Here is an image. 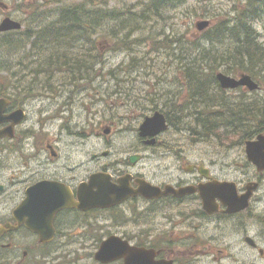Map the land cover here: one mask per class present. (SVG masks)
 <instances>
[{
	"label": "flooded vegetation",
	"instance_id": "obj_1",
	"mask_svg": "<svg viewBox=\"0 0 264 264\" xmlns=\"http://www.w3.org/2000/svg\"><path fill=\"white\" fill-rule=\"evenodd\" d=\"M0 10V22L15 19L6 1ZM0 88V264H222L228 255L217 247L232 234L243 257L259 255L238 264L264 259V236L257 241L246 222L259 216L252 209L259 180L244 210L227 212L216 195L207 204L202 192L235 181L220 176L212 159L189 161L160 145L161 134L153 144L139 137V147H84L74 164L72 143L63 149L51 127L71 110L72 98L58 103L65 88L39 81ZM235 184L242 194L245 185Z\"/></svg>",
	"mask_w": 264,
	"mask_h": 264
},
{
	"label": "rangeland",
	"instance_id": "obj_2",
	"mask_svg": "<svg viewBox=\"0 0 264 264\" xmlns=\"http://www.w3.org/2000/svg\"><path fill=\"white\" fill-rule=\"evenodd\" d=\"M4 1L8 3V13L21 21L22 30H24L33 27L39 20L41 24L54 20L58 14L56 12L58 7L75 2L80 3L82 0ZM245 1L186 0L177 5L162 6L159 14L148 10L147 16L142 18L140 11L151 0H90L94 3V8L102 11L114 10L120 13V17L112 19H106L103 15L97 17L95 20L99 24L96 28L98 33H94L92 40L88 43L77 45H83L81 47L84 49L78 48L73 54L84 55L85 61L92 64L88 71L86 65L83 79L72 81L79 83L78 85L67 88L63 84L71 83L65 80L67 73L35 77L34 71L29 69L21 71L20 75L8 80L39 81L51 83L53 87L60 85L65 88L64 95L57 97L58 103L64 96L72 98L69 106L71 110L67 119H58L57 125L54 124L51 127L53 130L57 128L58 136H61L59 142L63 144V149L67 148L66 142L72 143L74 164L84 147L93 152L105 146H141L138 136L139 125L145 116H151L156 110L162 111L167 116L170 127L161 134L160 145L172 146L174 151H181L183 157L189 161L199 158L206 162L210 159L214 160L218 174L235 181L240 187L247 181H260V188L254 195V203H257L252 208L257 210L259 216L257 220L248 217L246 221L248 231L257 240L256 236H264V171L258 173L245 156V140H254L256 135L241 140L240 130L232 129L225 133L218 131L213 137H208L202 134V129L199 127L196 129H190V127L194 125V115L203 118L208 114L217 121L227 120L231 114L230 108L253 102L264 105V79L241 71L234 64H221L213 71L215 80L218 72L234 77L244 73L257 81L261 88L258 91H247L243 88H227L226 90L222 89L216 80L203 87V89L207 87L204 94L207 98L209 97L208 104H205L204 99H201L202 93L196 95L195 86L184 80L181 67L183 61H187L185 59L187 55L190 58L200 57L203 51L213 52L215 49L228 48L225 44L230 41L229 36L221 38L218 44L208 43L206 40L208 28L202 32L198 31L195 26L197 21L207 20L211 26L218 24L221 20L233 22L236 17L235 9L244 7ZM34 13L36 16L32 21ZM251 19L253 21L249 20V25L257 33L256 42L264 47V8L258 16ZM20 36L24 37V35ZM176 39L181 41L176 43ZM221 46L224 48H219ZM89 48L94 49L89 50ZM28 53L31 52L25 47L17 54L1 55V61L12 65L13 70L17 71L16 64L25 54L24 61L31 68L37 62L33 63L35 57L28 56ZM205 64L213 63L207 60ZM205 71L209 73L207 77L211 78V68L207 67ZM1 81L3 80L0 79ZM191 93L194 96H191ZM174 105L184 107L173 111ZM87 107H89L88 119ZM243 120V129H254L253 119L243 118ZM74 124L76 126L72 128L71 125ZM64 125L68 127L66 130ZM108 125L111 126V130L104 133V128L109 127ZM80 126L83 133L79 130ZM68 129L72 130L73 134H68ZM259 133H264V128ZM183 165L185 166L186 162ZM220 224L229 226L224 222ZM260 241L264 248V238H260ZM217 248L222 250L223 255H228L227 258L221 259L222 264L247 263L249 259L259 257L251 251L248 258L243 257L239 237L235 234L227 235ZM257 264H264V259H257Z\"/></svg>",
	"mask_w": 264,
	"mask_h": 264
},
{
	"label": "trees",
	"instance_id": "obj_3",
	"mask_svg": "<svg viewBox=\"0 0 264 264\" xmlns=\"http://www.w3.org/2000/svg\"><path fill=\"white\" fill-rule=\"evenodd\" d=\"M186 0H151L140 11V16H147L146 12L151 11L155 14L160 13L162 6L167 4H180ZM244 7L235 9V20H221L218 24H214L206 30V40L208 43L221 42V38L229 36L230 41L225 45L228 48L223 50L203 51L202 56L190 58L185 57L187 61H183L181 67L184 72V80L195 86V94H201L203 103L208 104L206 93L207 87L203 89L205 84L216 82L213 71L221 64H234L241 71L252 73L258 78L264 79V47L256 42L257 33L249 25L251 18L258 16L259 12L264 8V0H246ZM94 3L90 0H82L80 3L70 5H62L58 7L56 18L48 23L35 22L31 28L24 30L9 31L0 33V79L7 82L21 71H34L35 77L55 76L58 73H67L65 80L78 81L84 78L83 73L91 68L92 64L85 61V56L74 55V50L80 48L79 43L84 44L92 40L93 34L96 32L98 22L95 20L99 16L106 19L119 18L120 13L114 10H104L94 8ZM24 35V37H19ZM95 40V39H94ZM181 39H176L178 43ZM198 45V44H196ZM26 49L35 57L33 67L29 68V64L24 61L26 55L21 56V60L17 62V71L13 70L12 65L1 61V55L17 54L21 50ZM224 48V47H219ZM94 49V48H89ZM184 59V60H185ZM207 60L212 61V65H206ZM87 65V67H86ZM86 67V68H85ZM211 68V78L207 76L209 73L206 68ZM207 73V74H206ZM204 75V77H203ZM8 80V81H9ZM0 82V83H1ZM217 84V83H216ZM0 91L2 89L0 88ZM191 96H194L191 93ZM183 105H174L173 111H178ZM231 114L227 120L212 119L208 114L205 117L194 115V125L190 129L199 127L202 134L213 137L216 132L225 133L232 129H239L241 140L257 135L264 128V105L253 102L252 104H243L235 108H230ZM243 118L253 119L255 121L254 129L244 128ZM214 120L215 122H213ZM174 124V123H173ZM221 130V131H220Z\"/></svg>",
	"mask_w": 264,
	"mask_h": 264
},
{
	"label": "water",
	"instance_id": "obj_4",
	"mask_svg": "<svg viewBox=\"0 0 264 264\" xmlns=\"http://www.w3.org/2000/svg\"><path fill=\"white\" fill-rule=\"evenodd\" d=\"M197 30L202 31L209 26L207 20L197 21L195 24ZM21 28V24L9 17L4 18L0 22V32L8 30H17ZM216 79L218 80L222 88H236L238 86H244L248 90H256L258 88L257 82H255L248 74L241 73L237 78L226 75L222 72L216 74ZM5 100L0 99V121L2 120L1 108ZM164 115L155 111L151 116H146L143 122L139 126V135H155L167 128ZM108 133V129L104 130ZM1 135V133H0ZM154 139L149 140V143H153ZM245 153L247 160L251 162L258 171L264 170V133L257 135L254 140L245 141ZM97 175L91 176V179L97 178ZM256 187V183H248L246 185L247 191L242 195H237L236 186L233 182H216V186L204 194L202 192L203 201L208 204L212 202L215 195L222 200V202L227 205V212H235L241 210L247 205V200L251 195L252 190ZM216 190V193H214ZM187 192V191H186ZM206 205V204H205Z\"/></svg>",
	"mask_w": 264,
	"mask_h": 264
}]
</instances>
